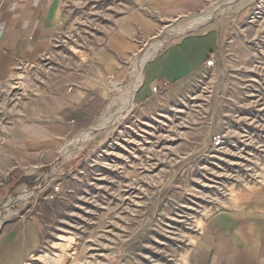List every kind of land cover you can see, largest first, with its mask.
I'll list each match as a JSON object with an SVG mask.
<instances>
[{
  "label": "rangeland",
  "instance_id": "rangeland-1",
  "mask_svg": "<svg viewBox=\"0 0 264 264\" xmlns=\"http://www.w3.org/2000/svg\"><path fill=\"white\" fill-rule=\"evenodd\" d=\"M62 15L0 81L4 204L44 224L28 263L188 264L206 221L264 185V0H72ZM196 35L208 54L186 77L144 81Z\"/></svg>",
  "mask_w": 264,
  "mask_h": 264
},
{
  "label": "crops",
  "instance_id": "crops-1",
  "mask_svg": "<svg viewBox=\"0 0 264 264\" xmlns=\"http://www.w3.org/2000/svg\"><path fill=\"white\" fill-rule=\"evenodd\" d=\"M70 1L0 0V81L11 77L23 58L48 45L61 29ZM205 40L206 36L196 35L174 42L146 64L144 81L179 82L208 54ZM70 100L75 105L80 96ZM7 183L0 184V264H27L44 240V224L29 207L26 213V207L5 206L11 195ZM259 191L242 205L206 221L188 264H264V185Z\"/></svg>",
  "mask_w": 264,
  "mask_h": 264
},
{
  "label": "built area",
  "instance_id": "built-area-1",
  "mask_svg": "<svg viewBox=\"0 0 264 264\" xmlns=\"http://www.w3.org/2000/svg\"><path fill=\"white\" fill-rule=\"evenodd\" d=\"M207 65H208V66L214 65V60H213V59L208 60V61H207ZM158 88H159V87L156 86L154 89H155V90H158ZM221 141H222V139H221L220 136L215 137V143H216V144H220ZM59 189H60V186L57 185V186L55 187V190L57 191V190H59Z\"/></svg>",
  "mask_w": 264,
  "mask_h": 264
},
{
  "label": "water",
  "instance_id": "water-1",
  "mask_svg": "<svg viewBox=\"0 0 264 264\" xmlns=\"http://www.w3.org/2000/svg\"><path fill=\"white\" fill-rule=\"evenodd\" d=\"M40 171V167L39 166H35V167H33L32 169H31V173L32 174H36V173H38Z\"/></svg>",
  "mask_w": 264,
  "mask_h": 264
}]
</instances>
